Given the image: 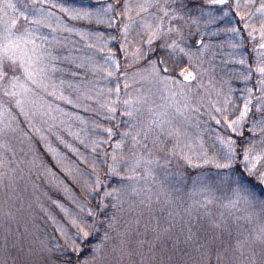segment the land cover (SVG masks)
Masks as SVG:
<instances>
[{
	"label": "rangeland",
	"instance_id": "obj_1",
	"mask_svg": "<svg viewBox=\"0 0 264 264\" xmlns=\"http://www.w3.org/2000/svg\"><path fill=\"white\" fill-rule=\"evenodd\" d=\"M61 1L0 0V34L16 20L48 53L22 107L0 86V264H64L73 242L98 264H264L259 208L205 190L229 170L203 163L250 150L264 172V0ZM174 129L201 167L171 157Z\"/></svg>",
	"mask_w": 264,
	"mask_h": 264
},
{
	"label": "snow or ice",
	"instance_id": "obj_2",
	"mask_svg": "<svg viewBox=\"0 0 264 264\" xmlns=\"http://www.w3.org/2000/svg\"><path fill=\"white\" fill-rule=\"evenodd\" d=\"M213 2L224 4L226 0H213ZM7 6L15 9L14 4L9 3ZM109 7H112V5H109ZM140 7L142 10H146L143 5H140ZM125 9L127 10V5ZM83 14L85 16L88 15L86 11H84ZM25 19H27L26 16ZM15 24L16 20H12L11 23L4 28L3 33L0 34V86H3V94L5 96L21 97V99L16 100V106L22 107L27 97L36 94L35 89L32 87L33 85L37 88L47 87L46 57L48 53L42 46H36L35 41L30 39V33L25 32L17 34L13 30ZM158 35L159 26L152 32V35L148 39V43L151 44ZM197 43H200V41H197ZM29 44L32 45L31 48L28 47ZM168 47L179 48V45L173 42V45H168ZM179 50L182 53L184 52L183 48H179ZM160 63L163 64L164 61L161 60ZM152 67L154 70H157L155 63ZM162 70L165 72L168 71L167 68H163ZM258 71L264 74V68H260ZM192 78L193 74L191 72L183 76L184 80ZM28 102L34 103V101L31 100ZM245 107L247 108V106ZM243 115L242 113L241 118H243ZM166 122V114L160 113L158 118L151 122V125H155L163 130ZM231 126L232 125H229V127ZM168 134L170 136L173 134L175 135V143L171 149V157L182 159L189 167H201L200 164L193 163L192 156L184 152L185 145L181 142V136L184 134L179 129H174L173 132H169ZM229 152L231 153V148ZM249 157L250 150H246L243 156V161L245 162L243 170H240L238 167L234 168V156L232 155H226L225 162L204 159V164L212 163L217 169L229 170L226 174L219 175L217 178H210V183L206 184L204 187L207 191H211L214 186L218 190L222 189L229 191L236 198L237 202L242 200L250 207H258L260 210L258 218L261 220L260 236L264 237V172L257 173L255 171L260 157L255 156L252 157L251 160ZM147 163L149 165L155 164L157 167H160L159 159L156 161H148ZM164 163L171 164L172 158H165ZM249 165H251V167H249ZM113 171L115 170L113 169ZM148 171L150 174L152 173L150 167ZM254 176L258 177L259 182L252 179ZM111 195L112 193L110 192L104 193V196ZM89 214L91 215L92 213L90 212ZM89 235L90 233L83 232L82 234H78L77 239H81L82 237V242L86 245ZM72 250L76 253V257L66 260L64 264H98V246H94L89 250L90 256L87 259L83 258L85 249L78 247L75 242H73Z\"/></svg>",
	"mask_w": 264,
	"mask_h": 264
},
{
	"label": "trees",
	"instance_id": "obj_3",
	"mask_svg": "<svg viewBox=\"0 0 264 264\" xmlns=\"http://www.w3.org/2000/svg\"><path fill=\"white\" fill-rule=\"evenodd\" d=\"M45 0H43V2H44ZM47 1V5H50V6H48V7H50V8H52V9H55V4H56V2H62L61 0H46ZM246 46H247V50H249L248 51V54H249V58H250V61L251 62H253V56H252V54H251V51H250V48H249V44H248V41L246 40ZM247 131L245 132V135L247 136ZM242 138H244V136L242 137ZM240 140H241V137H240ZM243 144V142H241L240 141V144ZM241 151H242V149H241ZM240 157L241 156H239V161H238V163H237V167L238 168H240L241 167V164H240ZM234 167H236V165H234ZM252 178H254L255 180H256V178L255 177H252ZM257 182H259V180H257ZM93 202V201H92ZM105 218H107V213H105V212H101L100 214H96L95 216H94V218H92L93 220H94V225H93V228H95V229H102L103 230V228L105 229V224H106V221H105ZM92 238H94V236H90L89 238H88V243L87 244H89V243H91L92 242Z\"/></svg>",
	"mask_w": 264,
	"mask_h": 264
},
{
	"label": "water",
	"instance_id": "obj_4",
	"mask_svg": "<svg viewBox=\"0 0 264 264\" xmlns=\"http://www.w3.org/2000/svg\"><path fill=\"white\" fill-rule=\"evenodd\" d=\"M188 73H189V72H188ZM188 73H187V74H188ZM191 73L193 74V78H192V79H189V80H185V81L190 82V81H192V80L194 79V73H193V72H191ZM187 74H186V75H187ZM183 80H184V79H183Z\"/></svg>",
	"mask_w": 264,
	"mask_h": 264
}]
</instances>
